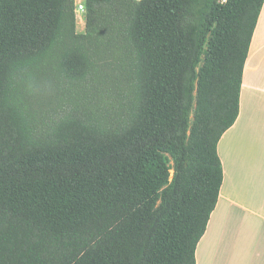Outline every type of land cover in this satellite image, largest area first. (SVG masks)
Returning <instances> with one entry per match:
<instances>
[{
  "label": "trees",
  "instance_id": "1",
  "mask_svg": "<svg viewBox=\"0 0 264 264\" xmlns=\"http://www.w3.org/2000/svg\"><path fill=\"white\" fill-rule=\"evenodd\" d=\"M263 4L85 0L78 34L75 0H0V264H196ZM103 55L119 123L22 107L40 68L80 84Z\"/></svg>",
  "mask_w": 264,
  "mask_h": 264
},
{
  "label": "crops",
  "instance_id": "2",
  "mask_svg": "<svg viewBox=\"0 0 264 264\" xmlns=\"http://www.w3.org/2000/svg\"><path fill=\"white\" fill-rule=\"evenodd\" d=\"M76 21L82 31L83 17ZM217 153L223 182L196 264H264V4L244 65L239 115Z\"/></svg>",
  "mask_w": 264,
  "mask_h": 264
},
{
  "label": "rangeland",
  "instance_id": "3",
  "mask_svg": "<svg viewBox=\"0 0 264 264\" xmlns=\"http://www.w3.org/2000/svg\"><path fill=\"white\" fill-rule=\"evenodd\" d=\"M78 16L80 18V14ZM82 17V31L78 30L79 24L76 21L78 34L85 32V15ZM54 64L53 62L51 66L40 68L36 78L28 81L20 96L22 107L37 124L47 123L80 105L94 110L96 115L102 116L101 118L112 125L119 123L130 97L116 92L115 82L119 74L113 66L112 58L106 55L99 57L95 64L97 71L80 84H72L66 80L55 69ZM170 173L172 175L173 171Z\"/></svg>",
  "mask_w": 264,
  "mask_h": 264
},
{
  "label": "built area",
  "instance_id": "4",
  "mask_svg": "<svg viewBox=\"0 0 264 264\" xmlns=\"http://www.w3.org/2000/svg\"><path fill=\"white\" fill-rule=\"evenodd\" d=\"M85 6L83 4H77L75 8V14H80V16L85 15Z\"/></svg>",
  "mask_w": 264,
  "mask_h": 264
}]
</instances>
